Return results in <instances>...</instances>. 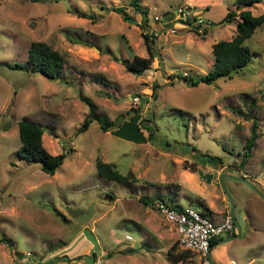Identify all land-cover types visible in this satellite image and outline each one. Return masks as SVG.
Instances as JSON below:
<instances>
[{
  "label": "rangeland",
  "instance_id": "374dc122",
  "mask_svg": "<svg viewBox=\"0 0 264 264\" xmlns=\"http://www.w3.org/2000/svg\"><path fill=\"white\" fill-rule=\"evenodd\" d=\"M139 3L145 12L130 0H0V264H52L62 254L68 255L67 264H170L167 249L174 242L177 254H184L177 264H203L196 252H184L156 202L172 198L202 212L230 210L219 181L222 172L245 174L264 193L253 179L264 182V22L244 40L250 61L231 77L195 85L183 77V71L206 73L213 64L212 43L233 36L235 20L222 21L228 10L259 14L264 0L239 7L237 0ZM181 5L212 23L205 31L161 29L154 16L170 15ZM33 40L64 54L59 77L31 68ZM147 44L154 53L150 67L141 74L128 71L124 62L134 53L148 55ZM85 99L97 114L122 120L130 136L107 134L96 120L78 132L89 114ZM22 118L42 125V141L50 152L71 147L54 174L17 154ZM254 119L256 143L240 163ZM138 120L150 127L141 128V142H135L139 132L131 126ZM204 153L221 160L204 161ZM97 159L121 173L132 171L135 179L103 177ZM222 178L241 236L215 245L212 257L226 246L225 262L240 264L254 255L252 264H264V200L246 182ZM247 209L254 213L252 226Z\"/></svg>",
  "mask_w": 264,
  "mask_h": 264
},
{
  "label": "trees",
  "instance_id": "16d2710c",
  "mask_svg": "<svg viewBox=\"0 0 264 264\" xmlns=\"http://www.w3.org/2000/svg\"><path fill=\"white\" fill-rule=\"evenodd\" d=\"M239 2L238 7L241 3L250 5L259 0H237ZM130 4L133 5L139 12H145V9L141 7L139 0H130ZM116 10L121 11L126 17L128 13L124 10L122 6L115 7ZM78 15L93 18L92 14L86 12H77ZM235 20L236 27L235 33L229 39H220L212 43L211 50L214 55L212 67L204 74L195 75H183V77L191 84H198L200 81L207 83L213 82L219 77H231L234 73L242 69V67L248 63L251 59V49L244 43V40L250 36L255 28L264 22V11L259 14H252L247 8L230 9L222 17V21H232ZM212 23V22H211ZM210 23V24H211ZM207 27H205L204 31ZM197 30V29H196ZM141 33L145 40H148V33L141 30ZM148 55H140L134 53L133 56L124 62L125 68L134 73L141 74L145 69L150 67L154 53L151 50V45L147 44ZM28 61L31 68L35 71L40 72L48 78H57L61 75L65 56L62 52L53 48L49 43L42 40H33L30 42L28 47ZM15 65H18L15 63ZM156 87H153V92ZM85 101L90 105L89 114H87L81 124L78 126V132L84 131L89 126L92 120H96L99 126L103 130L110 129L113 126H118L122 120H113L107 116L99 115L94 111V105L89 99ZM136 110V109H134ZM137 112V110H136ZM129 116L128 118H132ZM137 123V124H136ZM132 124V123H131ZM131 126H135L137 130L139 128H146L150 130V127L143 121L138 120ZM257 121L253 120L251 124V132L249 137L245 140L243 145V155L240 163H244L248 160L251 155V149L256 143L257 139ZM44 129L41 124L30 119L22 118L18 121V134L21 141L19 148L17 149V154L27 161H37L43 171L48 174H54V172L62 164L65 153L71 150L65 149L60 153L50 152L44 145L42 141V133ZM149 135H147V138ZM141 138L142 135H141ZM146 138V139H147ZM142 140V139H141ZM204 161L209 163H215L221 160V157L214 154L204 153ZM96 169L100 175L107 179H112L117 182H131L135 179L132 171L127 173H121L119 170L110 162L97 159L95 162ZM143 201L145 203L146 199ZM174 199L171 198L170 202ZM209 208H207L208 210ZM208 211H203L207 213ZM1 239L10 243V240L5 235L1 236ZM216 239L213 238V243ZM184 252L191 250L184 249ZM95 255V251L92 252ZM171 259V264H176L180 256H184L183 253H178L176 257L172 256V252H168ZM68 256V255H67ZM64 259V255H56L54 260Z\"/></svg>",
  "mask_w": 264,
  "mask_h": 264
},
{
  "label": "built area",
  "instance_id": "2783aa9c",
  "mask_svg": "<svg viewBox=\"0 0 264 264\" xmlns=\"http://www.w3.org/2000/svg\"><path fill=\"white\" fill-rule=\"evenodd\" d=\"M154 19L160 22L161 29L169 33H175L179 27H192L204 31L205 27L211 23L188 5L176 7L174 13L170 15H155ZM183 75H188L187 71H183ZM134 100L137 102L138 96L134 97ZM155 208L177 233L178 244L183 249L196 252L203 264H214L208 256V249L213 238L235 230L233 217L229 211L222 221L214 222L208 214L193 206L159 200Z\"/></svg>",
  "mask_w": 264,
  "mask_h": 264
},
{
  "label": "crops",
  "instance_id": "0c3cea01",
  "mask_svg": "<svg viewBox=\"0 0 264 264\" xmlns=\"http://www.w3.org/2000/svg\"><path fill=\"white\" fill-rule=\"evenodd\" d=\"M156 57V56H155ZM144 72V71H143ZM138 122V121H137ZM123 124H124V122L122 121L121 123H120V125H118V126H116L114 129H107V130H103V131H105V133L107 132V134H110V133H112V134H116V135H118V136H121L122 137V135L124 134V133H126L127 135H129L130 136V134H128L129 132H127L124 128H123ZM137 124V123H136ZM89 127V126H88ZM87 127V128H88ZM138 132L139 133H137V141H135V142H141L142 140H141V135H142V137H143V140L145 141V135H144V133H143V131L141 130V128H139V130H138ZM244 176H246L245 174H243ZM253 179H255L258 183H260L263 187H264V182L263 181H261V179H259V178H253ZM255 195L257 196L256 198H258V199H261V200H264V198L263 197H261L257 192H255ZM252 196V198H254L253 197V195H251ZM259 202V201H258ZM145 203V202H144ZM175 203H178V202H175ZM229 211V208L227 207V206H225L223 209H221L218 213H216L215 211H213L212 213H206V214H208L209 215V217L211 216V217H215V218H217V219H212L214 222H220V221H222L223 220V218H224V216H225V214L227 213ZM213 214V215H212ZM245 217H246V219H248L249 221H247V224H248V226L250 225V226H252L253 225V222H252V218H254V213H253V211L251 210V209H247V212H246V215H245ZM169 225H170V223H169ZM171 226V225H170ZM172 227V226H171ZM249 228V227H248ZM237 231V227H236V230H233L232 232H230V233H227V234H224V235H221V236H219V237H216L215 239V241L212 243V244H215L217 241H219L222 237H225V236H227V235H230V234H235V233H237L236 232ZM177 234V233H176ZM236 238V237H235ZM176 246H177V244L174 242V243H172L171 244V246L167 249V255H168V257H169V254H168V252L169 251H171L172 252V256L174 255V257H176L178 254H177V252H176ZM214 249H216V248H214V246L211 248V253H213V251H214ZM225 250H227V247L226 246H223L222 247V249H217L216 250V259L215 260H217V261H219V262H221L222 264H234V259H231V260H228L229 262H225V260H224V258H225V255H226V251ZM64 255V259H59V260H56V261H52V264H67V254H63ZM170 258V257H169ZM213 258V257H212ZM214 259V258H213ZM179 260H181L180 258H178V260H177V262H176V264L178 263V261ZM253 261H255V257H254V255L253 256H250L248 259H244L240 264H252L253 263ZM170 264H171V259H170Z\"/></svg>",
  "mask_w": 264,
  "mask_h": 264
},
{
  "label": "water",
  "instance_id": "95a60500",
  "mask_svg": "<svg viewBox=\"0 0 264 264\" xmlns=\"http://www.w3.org/2000/svg\"><path fill=\"white\" fill-rule=\"evenodd\" d=\"M126 19L129 20V21H132L134 23H137V20L135 18H132L131 16H127ZM223 176L230 177V178H233V179H237V180H241V181L246 182L260 196H262L264 198V193L249 178H247L246 176H244V175H238V174H233V173H225V172L220 173L219 181L221 183V186H222L223 190L225 191L226 195L229 197V199L231 201V207H230L229 212H230L231 216L233 217V221H234L235 226L238 229V232L235 233V234H230V235H227L225 237H222L215 244H211L210 245V247L208 249V256L211 258V260L214 262V264H222V263L212 258L211 248L213 246L217 245V244H221V243H224V242H226L228 240H231V239H233L235 237H240L241 236V227H240L239 222L237 221V219L235 217V214H234V202H233V199H232V197H231L228 189L226 188V186L224 184V181H223V178H222Z\"/></svg>",
  "mask_w": 264,
  "mask_h": 264
}]
</instances>
